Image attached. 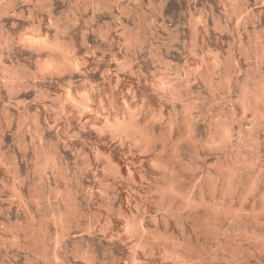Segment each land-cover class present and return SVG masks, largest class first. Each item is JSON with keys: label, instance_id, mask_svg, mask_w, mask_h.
Wrapping results in <instances>:
<instances>
[{"label": "rangeland", "instance_id": "rangeland-1", "mask_svg": "<svg viewBox=\"0 0 264 264\" xmlns=\"http://www.w3.org/2000/svg\"><path fill=\"white\" fill-rule=\"evenodd\" d=\"M14 1L10 15L1 13L0 4V43L3 34L12 37L9 48L0 47V264H50L39 241L60 237L50 221L52 210L66 215L68 248L86 242L100 256L101 248L109 250L115 264H131L128 233L137 231L131 217L144 215L147 230L158 228L175 239L176 223L194 216L213 248L220 233L246 248V230L264 231L256 223L264 221V97L255 101L256 83L264 78L260 0H240L251 12L239 24L225 8L227 0ZM19 34H59L70 45L69 56L78 59L77 70L64 65L58 72L40 71L39 62L50 52H36ZM168 79L173 92L164 88ZM83 96L89 97L88 109L82 108ZM129 113L142 122L150 118L146 124L157 140L148 149L104 126L106 119ZM224 121L234 128V138L210 146L208 139ZM50 154L55 163L45 168L42 160ZM233 159L242 161L229 193L222 165ZM164 177L177 179L183 192L178 197L197 205L181 218L173 209L183 200L167 197V213L176 220L166 214L156 225L147 217L155 215L159 197L149 193ZM91 227L96 232L84 234ZM176 254H183L179 247ZM226 255L220 253L217 264ZM238 264L257 262L240 256Z\"/></svg>", "mask_w": 264, "mask_h": 264}, {"label": "clouds", "instance_id": "clouds-1", "mask_svg": "<svg viewBox=\"0 0 264 264\" xmlns=\"http://www.w3.org/2000/svg\"><path fill=\"white\" fill-rule=\"evenodd\" d=\"M3 2L4 0H0V4ZM135 2L138 3L139 0H135ZM260 4L264 5V0H260ZM225 8L230 9L232 16L237 17L238 24L243 22L251 12L250 9L240 7V0H227ZM206 15L207 13L201 12L202 18ZM149 195L159 197L155 215L147 217L153 224L158 225L164 220L166 214L169 215V218L176 220V216L167 213V197L183 200L181 205L173 209L179 217L182 218L185 212L191 213L192 211V205L189 204L187 197H177L174 185H169L166 189L157 188ZM130 219L136 220L137 224V231L134 234L128 233L129 240L133 242L131 264H149V262L150 264H156L157 261H159V264H169V261L174 264L175 260L180 259L175 255L177 247L184 254L182 264H217L220 253H227L224 257V264H238L240 256H246L249 259L256 260L257 264H262L261 259L258 257L264 258V231L253 229L250 232H245L243 240L248 245L246 248L237 245L231 234L220 233L219 237L213 240L216 245L213 248L208 242L205 230L194 216H190L188 219L182 218L176 223V229L180 235L175 239H169L161 235L158 228L151 231L147 230L143 224L144 215H141L139 219L136 217ZM256 223L259 229L264 230V221L257 219ZM184 225H187V230ZM164 230L165 232L168 231L167 223H165ZM95 232L96 228L91 227L84 234L93 235ZM100 234L107 236L103 229H101ZM202 238L204 243H201ZM64 239L63 233H60L59 239L51 237L39 241L48 252L50 264H115L114 259H109V250L101 248L103 255L100 256L91 246H85L86 242L68 248L64 243ZM221 240L223 243H221ZM138 253L143 254L144 260H140Z\"/></svg>", "mask_w": 264, "mask_h": 264}, {"label": "bare ground", "instance_id": "bare-ground-1", "mask_svg": "<svg viewBox=\"0 0 264 264\" xmlns=\"http://www.w3.org/2000/svg\"><path fill=\"white\" fill-rule=\"evenodd\" d=\"M14 0H8V1H5L4 3H3V5H2V7H1V13L2 14H9L10 15V12L13 10V7H14ZM17 8V7H16ZM24 8V7H23ZM18 9V8H17ZM20 9V8H19ZM42 9H44V8H42ZM20 11H22V10H20ZM28 11V10H27ZM33 11V10H32ZM32 11H31V13H32ZM15 12V11H14ZM29 12V11H28ZM34 12V11H33ZM17 13V12H16ZM25 12H23L22 13V15L24 14ZM26 14V13H25ZM24 14V15H25ZM36 14V13H35ZM14 15V14H13ZM21 15V13L19 14V16H22ZM32 15V14H31ZM17 16V15H16ZM18 16V17H19ZM29 16H30V12H29ZM34 16V15H33ZM35 17V16H34ZM17 18V17H16ZM20 18V17H19ZM2 19V18H1ZM31 19V18H30ZM34 20V19H33ZM52 20H53V18H52ZM56 21V20H55ZM54 21V22H55ZM52 22V21H51ZM1 23V22H0ZM19 24V23H18ZM1 25H3L2 23H1ZM4 27V26H3ZM54 27V26H53ZM55 27H56V25H55ZM15 29V28H14ZM40 29V28H39ZM29 30V29H28ZM0 32H1V30H0ZM10 32V31H9ZM38 32V31H37ZM60 32V31H59ZM63 32V31H62ZM24 33V32H23ZM61 33V32H60ZM59 33V34H60ZM1 34V33H0ZM3 34V33H2ZM12 34V33H11ZM36 34H38V33H36ZM35 34V35H36ZM59 34L57 35V36H55V38H53V39H49V38H47V37H43V35H39L38 37H32L31 35V37H27V35L26 34H19V35H21V39L24 41V43L26 44V45H28V46H30L31 48L33 47L34 49H36L37 51L36 52H38V51H45V50H48L50 53V56L47 58V60H45V62L44 61H40L39 62V64H38V66H39V69H40V71H47L48 72V70H54V71H56V72H58L57 70H60V69H62L63 68V66L65 65V67H66V65L67 66H69V68L70 69H76V68H78V66H79V61H78V59H75L74 57H70L69 56V49H70V45H69V43H67L65 40H63L62 39V37H60L59 36ZM135 34V33H134ZM2 36V35H1ZM13 36V35H12ZM12 38V37H11ZM10 38V36L8 35V34H3V42H1L0 43V47L1 46H3V45H5L6 47H8L9 46V44H10V42H11V39ZM138 38V37H137ZM13 42V41H12ZM22 44V43H21ZM24 44V45H25ZM23 45V44H22ZM4 47V46H3ZM25 47V46H24ZM30 47H27L26 46V48H30ZM9 48V47H8ZM25 48V49H26ZM33 49V50H34ZM5 50V49H4ZM6 50H7V48H6ZM5 50V51H6ZM24 50V49H23ZM27 50V49H26ZM32 50V51H33ZM28 52V51H27ZM34 52V51H33ZM2 53V52H1ZM0 53V65L1 66H4L3 64H4V60H3V56H2V54ZM6 53V52H5ZM41 53V52H40ZM47 53V52H46ZM37 54V53H36ZM5 55V54H4ZM41 55V54H40ZM8 57V56H7ZM47 57V56H46ZM76 57V56H75ZM41 58V57H40ZM77 58V57H76ZM37 59H38V56H37ZM42 59H44V58H42ZM6 60V59H5ZM219 62V61H218ZM215 63V62H214ZM217 63V62H216ZM36 64V63H35ZM216 65V64H215ZM219 66V65H218ZM9 67V66H8ZM217 67V66H216ZM2 68V67H1ZM217 69V68H216ZM2 70V69H1ZM63 70V69H62ZM77 70V69H76ZM9 71V70H8ZM37 71H39V70H37ZM39 71V72H40ZM1 72V71H0ZM53 72V71H52ZM60 72V71H59ZM29 73H31L30 71H29ZM50 73V72H49ZM53 74V73H52ZM42 75H43V72H42ZM264 76V75H263ZM262 78V77H261ZM165 79V78H164ZM163 79V80H164ZM25 80V79H24ZM167 80V79H166ZM163 81L165 84H163L162 83V81H161V83L160 84H163L164 85V88L165 89H167V90H169V91H172L173 92V87H174V85L172 86L171 85V81H173V80H171L170 82H169V79H168V81ZM256 80V79H255ZM16 81V80H15ZM258 81V80H257ZM12 82H14V81H12ZM29 82V81H28ZM7 83H9V82H7ZM174 83V82H173ZM252 84V83H251ZM257 85H256V90H255V101H257L256 99L257 98H261V97H264V78H262L258 83H256ZM255 85V84H254ZM253 85V86H254ZM17 87V86H16ZM26 87H27V85H26ZM29 87V86H28ZM11 88V87H10ZM161 88H163L162 87V85H161ZM245 88H246V86H245ZM176 89V88H175ZM247 89H248V87H247ZM250 89V88H249ZM12 92V91H11ZM171 92V93H172ZM244 93H245V91H244ZM71 95V94H70ZM69 95V96H70ZM247 95V94H246ZM68 96V99L70 100V99H72L71 97H69ZM58 97V96H57ZM243 97L244 98H246L245 97V94L243 95ZM44 98V97H43ZM83 98H84V100L81 102L80 100H78V102H81L82 104V108L83 109H88V107H90L89 106V97L88 96H83ZM83 98H81V99H83ZM250 98V97H249ZM76 99V98H75ZM258 99V100H259ZM263 99V98H262ZM73 100V99H72ZM72 100H70V101H72ZM245 100V99H244ZM249 100V99H248ZM68 101V100H67ZM75 101V100H74ZM246 101V100H245ZM255 101L253 102L254 103V105H256L257 103H258V101H257V103L255 104ZM77 102V101H76ZM248 102H250V101H248ZM248 102L246 103V104H248ZM264 102V101H263ZM80 104V103H79ZM79 104H78V106H79ZM6 105V104H5ZM76 105V104H75ZM244 105V104H243ZM242 105V106H243ZM252 105L253 104H248L246 107L247 108H251L252 107ZM245 107V108H246ZM130 111L129 112H131V109L130 108H128ZM134 109V108H133ZM136 109V108H135ZM128 111V110H127ZM134 111V110H133ZM135 112V111H134ZM133 112V113H134ZM260 112V111H259ZM130 114L129 113V115L127 116V117H124V118H113V120H110V119H106V121H104L105 122V124H104V126L107 128V127H109L110 129V131H113L114 133H115V135H117V134H120V135H123V136H126V137H129V138H131V139H133V140H135V142L137 143V142H139V143H142L144 146H145V148H149L156 140H157V137H156V133H154L151 129H149L148 127H147V124H146V122H148L149 121V119H148V121H145V122H142V121H140L139 120V117L138 116H136L135 114ZM29 114V113H28ZM60 114V113H59ZM137 114V113H136ZM22 115V114H21ZM127 115V114H126ZM8 117V116H7ZM138 117V118H137ZM35 118V117H34ZM55 118H57V117H55ZM148 118V117H147ZM6 119V118H5ZM147 120V119H146ZM232 121V120H231ZM37 122V121H36ZM39 122V121H38ZM37 122V128L38 129H41V126H40V123H38ZM231 124V123H230ZM229 123H226V121H224V123L223 122H220V123H218V125L216 126V129H215V131L214 132H212V134L211 135H213V136H211L212 138H211V140H210V138L208 139L210 142H211V144L212 145H210V144H208L209 143V141H208V145L205 143V145H207V147L210 145V146H213V147H218V146H222L224 143H226V142H228L232 137L234 138V134H235V132H234V128H232V126L230 125ZM152 125V124H151ZM189 125V131L192 129V124L191 123H189L188 124ZM170 126H171V124H170ZM186 126H187V124H186ZM55 127V126H54ZM104 127V128H105ZM173 127V126H172ZM172 127H170V128H172ZM101 128H103V127H101ZM100 128V129H101ZM169 128V130H171ZM112 129V130H111ZM154 129V128H153ZM55 130V129H54ZM187 130V131H188ZM44 131V130H43ZM172 131V130H171ZM41 132H42V129H41ZM184 132H186V131H184ZM190 132H193V131H190ZM190 132H188V134L190 133ZM38 133V132H37ZM40 133V132H39ZM161 134V133H160ZM185 135V134H184ZM160 136V135H159ZM159 136H158V138H159ZM186 136V135H185ZM192 136H193V133H192ZM44 137V136H43ZM181 137H183V136H181ZM246 137V136H245ZM35 138V137H34ZM39 138V137H38ZM3 139V138H2ZM36 139V138H35ZM40 139V138H39ZM187 139V138H186ZM132 140V141H133ZM193 140V139H192ZM38 141V140H37ZM255 143V142H254ZM53 144V143H52ZM37 145V144H36ZM141 145V144H140ZM143 146V147H144ZM154 146V145H153ZM37 148V147H36ZM210 148V147H209ZM25 149H26V147H25ZM43 149V148H42ZM145 150V149H144ZM24 151V150H23ZM57 151V150H56ZM40 152V151H39ZM44 152H45V150H44ZM37 153V152H36ZM35 153V154H36ZM42 153V152H41ZM40 153V154H41ZM46 154V153H45ZM48 154V153H47ZM51 155V154H50ZM241 155V154H240ZM40 156L41 155H39V156H37V157H39L40 158ZM238 157H239V155H238ZM15 158V157H14ZM231 158H232V156H231ZM233 158H235V157H233ZM244 158V157H243ZM34 159V158H33ZM155 159V158H154ZM159 159V158H158ZM36 160H37V158H36ZM39 160V159H38ZM160 160H161V158H160ZM4 161V160H3ZM31 161H33V160H31ZM35 161V160H34ZM42 161H44V167L45 168H47L48 166H50V165H53L54 163H55V156L54 155H51V156H45L44 157V159L42 160ZM153 161V160H152ZM157 161V160H156ZM166 161H167V158H166ZM227 161V160H226ZM230 161V160H229ZM241 161L242 160H240V159H236V160H231L230 162H228L227 164L225 163V162H223V165H222V167H224L225 168V174H226V179H227V184H226V190L229 192V191H233L234 190V186H233V180L235 179V177L237 178V175H238V172H239V165L241 164ZM154 162V161H153ZM31 163V162H30ZM42 163V162H41ZM157 163V162H156ZM159 163H161V162H159ZM168 163V162H167ZM224 163H225V166H224ZM247 164V163H246ZM152 165H153V163H152ZM155 165V164H154ZM157 165V164H156ZM159 165V164H158ZM157 165V169H158V166ZM42 166V165H41ZM156 167V166H155ZM165 168V170H166V167H164ZM223 169V168H222ZM44 173V172H43ZM42 173V174H43ZM165 173H166V171H165ZM221 174H222V172H221ZM214 175V174H213ZM164 176V175H163ZM174 176V175H173ZM210 176V175H209ZM216 176H218V174L216 175ZM239 176V175H238ZM240 177V176H239ZM165 178V177H164ZM216 178V177H215ZM220 178H221V176H220ZM166 179V178H165ZM164 179V180H165ZM214 179V178H213ZM217 179V178H216ZM222 179V178H221ZM225 179V180H226ZM219 180V179H218ZM223 180V179H222ZM206 181H208V180H206ZM238 181V180H237ZM252 181H253V179H252ZM255 181H258L257 180V178H256V180H254L253 181V183L255 182ZM209 182V181H208ZM216 182V181H215ZM224 181H222V183H223ZM251 182V181H250ZM44 183V182H43ZM221 183V182H220ZM249 184V183H248ZM251 184H252V182H251ZM254 184H257V182L256 183H254ZM254 184H252V185H254ZM159 185H161V184H159ZM169 185H174V187H175V191H176V194H177V197L178 196H183V192H182V190L180 189V187L178 186V180L177 179H174V178H168V179H166L164 182H163V184L160 186V187H158V188H160V189H166V188H168V186ZM180 185V184H179ZM222 185V184H221ZM258 185V184H257ZM256 185V186H257ZM236 186V185H235ZM238 186V185H237ZM246 186V185H245ZM251 186V185H250ZM219 187V186H218ZM222 187V186H221ZM255 187V186H254ZM244 188V187H243ZM242 188V189H243ZM246 188H250V187H246ZM252 188V187H251ZM257 188V187H256ZM254 190H256V189H254ZM217 191V190H216ZM244 191V190H243ZM252 191H253V189H252ZM247 192V191H246ZM230 193V192H229ZM224 194H225V192H224ZM263 194H264V192H263ZM21 195V194H20ZM261 195V194H260ZM202 196H203V194H202ZM242 196H243V194H242ZM186 197V196H185ZM172 198V197H171ZM205 199V198H204ZM218 199V198H217ZM38 200V199H37ZM36 200V201H37ZM192 200V199H191ZM220 200V199H219ZM245 200V199H244ZM190 201V200H189ZM193 201V200H192ZM199 201V200H198ZM203 201V200H202ZM224 202V201H223ZM192 204V207H195L196 205H197V202H191ZM203 203V202H202ZM227 204V203H226ZM243 204V203H242ZM232 207V206H231ZM52 208V207H51ZM218 208V207H217ZM228 208V207H227ZM230 208V207H229ZM234 208V207H233ZM256 208V207H255ZM262 208V207H261ZM58 209V208H57ZM235 209V208H234ZM52 210V209H51ZM50 210V211H51ZM255 210V209H254ZM239 211V210H238ZM242 211V210H241ZM49 213H51V212H49ZM254 213V212H253ZM264 213V212H263ZM68 214V213H67ZM70 214V213H69ZM68 214V215H69ZM216 214V213H215ZM228 214V213H227ZM235 214V213H234ZM50 216V221H53L58 227H59V230H60V233H63V235H64V237L66 236V234H68L67 232H68V229H69V227H68V225L66 224V221H65V219L66 218H64L65 216H64V214H62L61 213V211L60 212H58V211H53L52 210V213L49 215ZM46 217V216H45ZM48 218V217H47ZM209 218V217H208ZM41 224V223H40ZM131 224V223H130ZM128 225L127 227H129V226H131L132 227V225ZM134 225V224H133ZM41 227V226H40ZM130 227V228H131ZM134 227V226H133ZM133 227H132V229L131 230H133L134 231V229H133ZM134 228H136V227H134ZM246 228V227H245ZM130 230V229H129ZM131 230H130V232H131ZM39 232H38V240H40L41 239V229H39L38 230ZM136 231V230H135ZM134 231V232H135ZM244 231V230H243ZM250 231V230H249ZM245 232H247V230L245 231ZM58 233V232H57ZM66 233V234H65ZM237 233V232H236ZM59 235V234H58ZM57 235V236H58ZM166 235V234H165ZM164 235V236H165ZM56 236V235H55ZM236 236V235H235ZM44 238H45V236H44ZM238 240V239H237ZM180 253V252H179ZM178 253V254H179ZM178 254H176L175 253V255L176 256H178ZM183 255V254H182ZM182 255L181 256H179L180 257V260H183L181 257H182ZM175 261H177V260H175ZM182 262V261H181Z\"/></svg>", "mask_w": 264, "mask_h": 264}]
</instances>
